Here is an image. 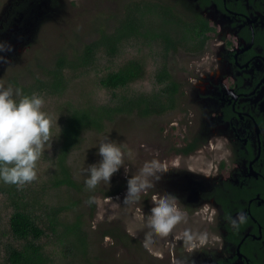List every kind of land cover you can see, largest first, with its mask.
<instances>
[{
  "label": "rangeland",
  "instance_id": "1",
  "mask_svg": "<svg viewBox=\"0 0 264 264\" xmlns=\"http://www.w3.org/2000/svg\"><path fill=\"white\" fill-rule=\"evenodd\" d=\"M131 1L123 0L125 4ZM153 1L167 5L161 0ZM61 3L66 10L58 13V9L54 8L58 17L53 15L52 18L41 20L39 11L22 12L21 0H0V42H5L12 49L2 53L7 59L0 61V85L6 87L11 84L15 87L13 81H16L17 84L25 83L28 86L34 78L41 76V66L47 68L52 64L55 53L62 51L70 54L71 46L80 48L97 38L100 25L104 29L106 23L111 24L109 19L120 7L112 0H107V5L101 2L95 7L97 10L89 0H79L78 5L83 6L78 9L70 2ZM149 23L151 30L154 26L164 30L162 26L159 29L157 18H151ZM169 53L165 56L158 41L136 37L123 44L116 57L109 59L101 54L97 56L95 64L86 70L67 72L66 88L60 95H42L45 99L43 110L52 120L51 148L45 150L37 161V176L33 181L22 186L0 181V264H10L9 248L20 249L23 243L14 238L9 226L14 204L24 206L43 229L44 235L38 243L43 247L44 264H162L157 263L155 254L141 246V239L147 229L138 209L143 208L147 215L148 207L152 206L150 193L142 195L139 201L126 200V179L136 174L145 162L159 159L156 153L162 148L167 149L164 135L170 134L169 125L184 120L183 114L177 109L150 117L121 115L108 122L101 133H83L80 143L69 152L66 159V166L78 188L56 187L52 183L55 161L62 143V129L72 110L114 103L123 96L158 93L163 86L156 83L155 75L163 64L171 75L175 72L174 75L181 79L183 75L186 76L189 64L196 57L185 54L183 50ZM129 60H137L142 64V79L114 91L99 85V79L107 72L115 71ZM177 129H180L179 124ZM105 136L125 145L124 166L111 176L109 182L101 181L95 188L88 189L81 169L100 159L96 146ZM212 150L209 148L197 157H189L191 176L171 185L174 188L187 185L188 190L193 191L196 182L194 177L204 176L205 181L208 176L214 177L218 160L209 158ZM124 167L128 169L127 173ZM89 197H94L91 203L87 202ZM56 209L63 211L57 215L56 225L53 223L52 227L53 219L47 214ZM75 219L83 221L85 247H75L77 244L73 236H66L67 227ZM213 223L214 219L207 221L187 217L186 222L174 228L173 235L185 228L198 231L199 225L206 226L207 230ZM162 239L158 240V251Z\"/></svg>",
  "mask_w": 264,
  "mask_h": 264
},
{
  "label": "flooded vegetation",
  "instance_id": "2",
  "mask_svg": "<svg viewBox=\"0 0 264 264\" xmlns=\"http://www.w3.org/2000/svg\"><path fill=\"white\" fill-rule=\"evenodd\" d=\"M61 1L77 9L83 6L79 0H21L20 10L39 11L41 20L49 19L66 10ZM89 1L94 8L101 2L107 5V0ZM112 1L120 5L119 10L109 19L111 24L106 23L104 29L100 25L108 35L125 20L127 8H141L143 2L160 4ZM161 1L182 22L196 24L199 32L193 30V39L201 47L189 51L185 45L190 40L187 44L180 40L185 24L169 29L177 49L196 57L181 79L169 73L177 94L167 111L177 109L184 120L171 123L170 134L164 135L167 149L158 151V160L167 161L168 170L154 190L177 196L187 217L202 220L197 210L204 203L212 204L217 213L211 228L199 225L198 231L209 233L205 245L192 252L179 241L172 247L168 243L172 233L162 239L160 254L154 257L162 264L174 260L181 264H264V0ZM209 148H213L209 158L218 160L216 175L207 181L204 176L194 177L193 191L187 185L174 188L171 184L191 176L188 158ZM241 211L247 220L233 230L226 217Z\"/></svg>",
  "mask_w": 264,
  "mask_h": 264
},
{
  "label": "trees",
  "instance_id": "3",
  "mask_svg": "<svg viewBox=\"0 0 264 264\" xmlns=\"http://www.w3.org/2000/svg\"><path fill=\"white\" fill-rule=\"evenodd\" d=\"M127 8L125 20L119 21L117 28L110 34H105L103 30H97V38L83 44L80 48L71 46V53L59 51L55 53L47 68H42L41 76L34 78L32 82L17 84L15 87L22 89L24 94L36 92L40 95H60L66 88L65 74L67 72L77 73L95 64L98 54L112 59L116 57L123 44L131 38L145 37L147 40L158 41L162 46L165 56L178 51V44H173L170 40L169 29L171 26L179 27L180 23L185 24L182 29L180 40L187 44V47L194 51L201 47L193 39V30L198 31V27L193 23L182 22L178 16L172 13L169 5H151L143 2L142 7ZM138 11V15L136 13ZM157 18L159 29L155 26L151 30L150 19ZM192 46V47H191ZM200 46V47H199ZM199 47V48H198ZM169 53V54H168ZM144 70L142 64L137 60H129L115 71L107 72L99 79V85L107 90L124 89L137 80L142 79ZM157 84L163 87L158 93L151 95L123 96L114 103L74 108L67 117L62 129V143L55 161V171L53 185L56 187L66 186L71 189L78 188L77 183L72 178L70 170L66 166V159L69 152L77 146L82 138V134L87 131L101 133L108 122L113 121L121 115H135L139 117H150L162 115L175 104L177 87L172 81V77L165 64L155 75ZM113 102V101H112ZM14 211L9 219V226L15 239L23 241L20 249L9 248L8 261L10 264H44L43 247L38 241L44 235L43 229L38 225L36 219L25 210L24 206L14 204ZM63 210L56 209L47 214L52 221L51 225H56L57 215ZM54 223V224H53ZM51 231L52 227L49 225ZM66 236H73L77 246L85 247L86 239L83 232V221L75 219L66 229ZM116 235H118L116 233ZM117 238L120 237L116 236ZM72 238V239H73ZM122 239V238H121ZM72 244V243H71Z\"/></svg>",
  "mask_w": 264,
  "mask_h": 264
},
{
  "label": "clouds",
  "instance_id": "4",
  "mask_svg": "<svg viewBox=\"0 0 264 264\" xmlns=\"http://www.w3.org/2000/svg\"><path fill=\"white\" fill-rule=\"evenodd\" d=\"M11 50L10 45L0 42V61H6L2 53ZM44 104V97L36 92L24 94L19 87L0 85V181L22 186L36 179L37 161L45 150L51 148L52 120L43 110ZM96 147L100 159L81 169L88 189L95 188L101 181L109 182L111 176L124 166L126 151L122 142L105 136ZM167 170V161L153 159L145 162L136 174L126 179V200L139 201L142 195L151 193L152 207L147 215L143 208L138 211L147 229L141 239V246L156 255L160 254L158 240L169 237L178 224L186 222L188 215L177 196L154 190V185ZM124 171L127 173L128 169L124 167ZM93 200L94 197H89L87 202ZM197 211L207 221H211L217 213L210 203H204ZM226 219L233 230H239L240 225L247 220V215L241 211L235 217L228 215ZM208 239L207 231L185 228L172 235L168 243L175 247L179 241L186 251L192 252L205 245ZM173 264L181 262L174 260Z\"/></svg>",
  "mask_w": 264,
  "mask_h": 264
},
{
  "label": "water",
  "instance_id": "5",
  "mask_svg": "<svg viewBox=\"0 0 264 264\" xmlns=\"http://www.w3.org/2000/svg\"><path fill=\"white\" fill-rule=\"evenodd\" d=\"M31 14V13H30ZM30 16V15H29Z\"/></svg>",
  "mask_w": 264,
  "mask_h": 264
}]
</instances>
